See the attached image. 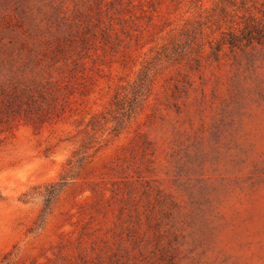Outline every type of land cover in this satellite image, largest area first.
Instances as JSON below:
<instances>
[{
  "label": "rangeland",
  "instance_id": "rangeland-1",
  "mask_svg": "<svg viewBox=\"0 0 264 264\" xmlns=\"http://www.w3.org/2000/svg\"><path fill=\"white\" fill-rule=\"evenodd\" d=\"M251 14L264 0H0V110L30 87L41 106L0 122V264H264V38L222 40Z\"/></svg>",
  "mask_w": 264,
  "mask_h": 264
},
{
  "label": "trees",
  "instance_id": "trees-1",
  "mask_svg": "<svg viewBox=\"0 0 264 264\" xmlns=\"http://www.w3.org/2000/svg\"><path fill=\"white\" fill-rule=\"evenodd\" d=\"M223 1L232 4V0ZM226 12V10L223 11V13ZM250 17V21L244 23L243 27L239 29V33L233 30L225 32L222 38L223 43H229L232 47H235L243 44H251L254 41L261 42L264 38V24H261L260 20L255 17V14H251ZM139 75L140 82H135L136 84L134 85H131L130 83L128 84L132 87V94L128 100V96H126L127 85L121 87L122 90H124L125 95H122V91H120L113 97L112 105L116 108L115 110L119 112L115 117L117 122L116 126L113 128V131L117 134L125 127L126 118L130 119L132 114L139 109L141 100L143 99L142 97L146 95L145 91H151L153 80L149 77V71L147 68H143ZM55 82H58V80ZM33 88L34 87L21 89L20 92L15 94L10 93L8 97L4 98L5 109L0 110V122H3V124H9L17 118L23 119V117H25V121L36 128V111L38 113L41 106L39 107L36 105V89ZM144 89L146 90L144 91ZM40 96L45 98L43 97L44 93L40 92ZM125 100L128 102V107L124 105ZM101 117L102 119L106 118L104 115ZM101 117L95 116L88 123L87 126L90 127L89 131H87L89 134L88 140L82 144L83 151H74L73 157L69 159L68 165H70V171L66 172L62 177L63 182L66 181V177L71 173L75 164L84 158L85 153L90 148L91 145L89 144L93 142L95 137L94 133L97 132V130H100V126H102ZM39 118L41 123L47 120L46 117L40 116ZM90 131H93V134H90Z\"/></svg>",
  "mask_w": 264,
  "mask_h": 264
}]
</instances>
